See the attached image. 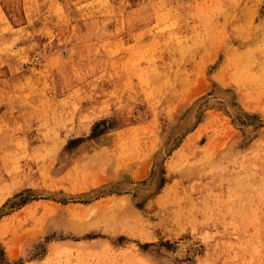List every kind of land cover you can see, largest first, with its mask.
Wrapping results in <instances>:
<instances>
[{"label": "rangeland", "instance_id": "obj_1", "mask_svg": "<svg viewBox=\"0 0 264 264\" xmlns=\"http://www.w3.org/2000/svg\"><path fill=\"white\" fill-rule=\"evenodd\" d=\"M0 264H264V0H0Z\"/></svg>", "mask_w": 264, "mask_h": 264}]
</instances>
